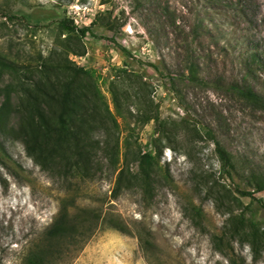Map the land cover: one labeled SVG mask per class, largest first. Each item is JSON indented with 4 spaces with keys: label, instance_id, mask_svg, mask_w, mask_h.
<instances>
[{
    "label": "rangeland",
    "instance_id": "374dc122",
    "mask_svg": "<svg viewBox=\"0 0 264 264\" xmlns=\"http://www.w3.org/2000/svg\"><path fill=\"white\" fill-rule=\"evenodd\" d=\"M263 182L264 0H0V264L63 206L103 221L53 264H264Z\"/></svg>",
    "mask_w": 264,
    "mask_h": 264
},
{
    "label": "trees",
    "instance_id": "16d2710c",
    "mask_svg": "<svg viewBox=\"0 0 264 264\" xmlns=\"http://www.w3.org/2000/svg\"><path fill=\"white\" fill-rule=\"evenodd\" d=\"M57 23L61 31L68 34L72 33L78 37L84 36L91 27L90 25L79 27L69 18H62ZM34 118L35 116L33 115H29L26 118V124L20 133L21 139L25 143L28 154L34 158L33 160L37 163L40 162V164L45 165V168H47L48 160L52 159L53 152V142H51L50 136L51 131L47 127L46 130L39 132V128L34 127V123L38 124L36 125L38 127L41 122L46 123L43 120L44 116L39 110L35 118L39 121H35ZM39 133L40 138H38ZM30 140L32 143H30ZM47 147H50V150ZM216 151L219 155L223 171L229 173L231 169L236 170L228 153L218 143L216 145ZM42 152H46L47 155H42ZM147 156L151 157L150 154H147ZM263 189L264 182L256 186V191ZM238 192L245 199L253 195L252 192L248 191L241 190ZM110 219L112 220L107 224V227L115 228L121 232L125 231L122 224L117 221L118 218L110 217ZM101 220L103 221V219ZM101 220L100 214L94 208H82L79 214L74 215L69 211L67 206L60 207L55 219L42 231L39 238L37 237L35 240L29 242L19 264H53L62 255V252L65 251L63 249L81 247V243L99 226Z\"/></svg>",
    "mask_w": 264,
    "mask_h": 264
}]
</instances>
